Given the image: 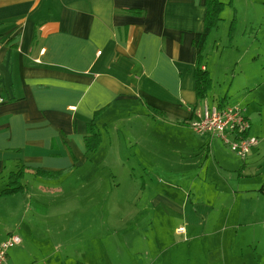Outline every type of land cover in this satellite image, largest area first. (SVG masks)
I'll list each match as a JSON object with an SVG mask.
<instances>
[{
    "label": "crops",
    "instance_id": "0c3cea01",
    "mask_svg": "<svg viewBox=\"0 0 264 264\" xmlns=\"http://www.w3.org/2000/svg\"><path fill=\"white\" fill-rule=\"evenodd\" d=\"M218 1L201 63L211 87L198 101L193 40L203 0H0V193L23 169V192L0 197V244L21 240L4 264H264L262 116L241 101L258 139L245 158L188 126L199 103L238 105L219 83L225 45L239 53L236 65L260 58L264 0ZM246 33L252 43L241 44ZM90 124L101 139L95 153L85 150ZM70 168L54 183L35 174ZM104 172L141 178L134 208L111 204L115 220L94 215L97 195L111 192ZM160 182L182 201L164 200L152 186ZM157 209L199 250H160L161 236L139 235L162 227L167 218H150Z\"/></svg>",
    "mask_w": 264,
    "mask_h": 264
},
{
    "label": "rangeland",
    "instance_id": "374dc122",
    "mask_svg": "<svg viewBox=\"0 0 264 264\" xmlns=\"http://www.w3.org/2000/svg\"><path fill=\"white\" fill-rule=\"evenodd\" d=\"M259 14V12H256ZM264 17V14L262 15ZM243 19V17H241ZM259 26H261V29L264 28V20L259 21ZM235 27H237V22L235 20ZM258 28V26H256ZM254 31V30H253ZM252 31V32H253ZM234 38V36H233ZM245 39L240 40L241 44L245 43H252V41H249L247 38V33L244 36ZM233 41V39H232ZM231 41V42H232ZM243 41V43H242ZM229 42V41H228ZM229 42V44L231 43ZM261 50H260V58H258L257 61H253L252 59H249L248 55H244V62L242 64L236 65L235 62L239 59V53L236 51H232V49H228L225 45V51L224 55L219 58L220 66L217 65V73L221 78L220 87L225 90H229L230 99L234 102L240 105L241 101H244L245 105L249 106L248 111L254 112L256 116L261 115V122L264 124V37L261 35L260 39ZM257 46V44L255 45ZM228 49L229 51H226ZM240 49V48H239ZM212 59H210L211 61ZM240 70H242V73L245 74L243 76L240 74ZM226 72V73H225ZM225 74V76H224ZM242 75V76H241ZM224 76V78H223ZM245 78V79H244ZM256 82L254 86L249 87V82L253 81ZM246 85V90H243L239 93V95L236 97L234 93L231 91H240L243 87V85ZM233 94V95H232ZM231 102V103H233ZM244 105V106H245ZM241 106V105H240ZM130 166H134V162H129ZM129 165V164H128ZM166 165V164H165ZM129 166V167H130ZM118 176L113 180L104 172L101 173L100 176L103 177V182L105 184V191H111L109 193H103L102 195H97V198H100L101 201L96 200L97 204L101 205L100 207H97V211L94 212L95 219L100 220L103 218V215L107 214L109 219L115 220L121 213L118 209L112 207V205H116L117 202H119L121 199L128 200L127 204L131 205V207L134 208V205L138 202L136 199V194L140 190L141 187V178L137 175V172H135L133 175L129 176L128 174H124V176L117 174ZM99 176V177H100ZM45 180V179H44ZM47 182H53L54 180H46ZM78 181V180H76ZM143 182L148 183V180L145 178L142 179ZM161 181V180H160ZM54 183V182H53ZM106 183L109 184V186H106ZM152 186H158L160 189V196L164 200L174 199L176 198L177 202H181L183 196H177L176 192L173 190L172 192H169L168 189L164 186L163 182H160L159 184L152 183ZM1 185V183H0ZM151 185V181L147 186ZM119 186V187H118ZM109 187V188H107ZM137 187V188H136ZM83 190V189H81ZM84 192H87V189H84ZM169 193H173V195H170ZM81 196H85L86 194H80ZM151 196H143L141 200V204L147 207L146 212L153 215V211L151 209V206L149 205L148 199ZM71 203V202H70ZM112 204V205H111ZM105 210H104V207ZM168 212V211H167ZM157 216H151L152 219L158 218H167L163 223L159 224L162 227H149L147 229V233H144L140 228L138 234L147 236L151 238L152 236L159 235L161 236L162 240L159 246V249L170 250V251H177L180 250H187L191 249V247L194 250H199V245H189L190 241H188V237L183 232L178 233L172 232V227L177 225L174 224V218H171L169 214L165 215L162 210L157 209L156 210ZM160 215V216H159ZM159 216V217H158ZM162 221V219H161ZM163 227H165L168 231V235H164L163 231L165 230ZM133 228V227H132ZM129 228V229H132ZM188 241L184 244L181 242ZM164 247V248H163Z\"/></svg>",
    "mask_w": 264,
    "mask_h": 264
},
{
    "label": "built area",
    "instance_id": "2783aa9c",
    "mask_svg": "<svg viewBox=\"0 0 264 264\" xmlns=\"http://www.w3.org/2000/svg\"><path fill=\"white\" fill-rule=\"evenodd\" d=\"M2 102L0 99V103ZM188 126L198 136L216 138L240 158H245L258 144V139L250 135L249 119L244 110L236 104L218 107L209 106L204 102L199 103ZM177 232L181 233L183 230L178 229ZM20 243L18 236L10 235L0 244V264L6 262L7 251Z\"/></svg>",
    "mask_w": 264,
    "mask_h": 264
},
{
    "label": "trees",
    "instance_id": "16d2710c",
    "mask_svg": "<svg viewBox=\"0 0 264 264\" xmlns=\"http://www.w3.org/2000/svg\"><path fill=\"white\" fill-rule=\"evenodd\" d=\"M203 5L205 7L203 30L200 34H197L193 40V46L196 50V67L194 69L195 94L198 101H202L207 97V93L211 87V81L208 73L205 70H201L202 53L205 49V42L211 31L216 28L217 23L220 21L219 16L223 10V5L218 0H203ZM235 28V18H233L228 30L229 42L233 39ZM94 115L96 117L98 113H95ZM87 133L89 136L85 141L86 153H95L100 146V134L93 124L87 126ZM71 170L72 168L61 172L36 170L35 174L45 180H58ZM22 176L23 169H20L15 173H10L7 179L6 188L1 191L0 197L21 194L23 192V187L20 182Z\"/></svg>",
    "mask_w": 264,
    "mask_h": 264
}]
</instances>
